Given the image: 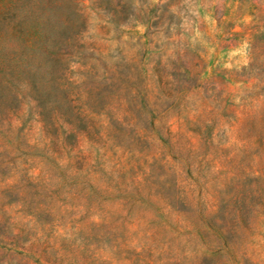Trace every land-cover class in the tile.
<instances>
[{
    "label": "rangeland",
    "instance_id": "rangeland-1",
    "mask_svg": "<svg viewBox=\"0 0 264 264\" xmlns=\"http://www.w3.org/2000/svg\"><path fill=\"white\" fill-rule=\"evenodd\" d=\"M66 1L3 23L0 264H264V0Z\"/></svg>",
    "mask_w": 264,
    "mask_h": 264
},
{
    "label": "trees",
    "instance_id": "trees-1",
    "mask_svg": "<svg viewBox=\"0 0 264 264\" xmlns=\"http://www.w3.org/2000/svg\"><path fill=\"white\" fill-rule=\"evenodd\" d=\"M47 11L48 14H46ZM73 14V9H70V4L66 0H14L6 7L5 13H0V106L13 101L8 98V94L19 80L24 79L36 91H39L38 83L41 77L39 69L36 70V66L28 58H17L5 52L6 46L3 43L6 39L3 33V31L6 32L3 24L5 20L10 18L14 21L16 31L10 36L16 37L19 34L17 31L20 32L19 26L22 22L36 17L40 22L37 36L27 42L25 47L32 54L46 55L50 48L47 43L53 46L55 52L62 47L64 38L72 29L71 26L66 25L65 21L74 20ZM47 25H50L49 30L45 29ZM42 77L46 79V76L42 75ZM39 97L43 102H47L50 95L46 92H39Z\"/></svg>",
    "mask_w": 264,
    "mask_h": 264
}]
</instances>
